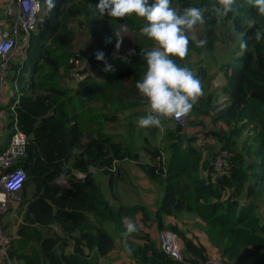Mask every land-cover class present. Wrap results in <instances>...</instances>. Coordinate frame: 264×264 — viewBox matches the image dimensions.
Here are the masks:
<instances>
[{"label": "trees", "instance_id": "16d2710c", "mask_svg": "<svg viewBox=\"0 0 264 264\" xmlns=\"http://www.w3.org/2000/svg\"><path fill=\"white\" fill-rule=\"evenodd\" d=\"M73 1L56 0L49 12L45 0H40L43 18L39 14L29 38L21 34L20 54H14L7 65L6 80L18 94L8 104L0 105L7 131L0 142V154L8 150L17 131L28 138L27 157L15 161L12 167L24 169L28 178L21 193L17 235L6 247L7 259L16 264H103L112 260L122 244L132 240L141 244L130 248L131 262L181 264L161 250L155 233L150 232L154 228L168 229L179 236L188 264H205L213 261L210 250L197 236L169 224L179 214L194 212L207 223L205 233L217 253L230 261L243 254L242 264H264V16L258 15L247 0H240L237 14L226 17L216 13L217 0H172L178 12L188 6L206 10L205 22L187 33V57H172L190 70L191 63L198 59L194 62L195 75L202 83L208 76L206 63L217 45L221 42L229 46L227 51L235 46L220 67L226 82V102L212 115L216 101L211 95L202 96L191 116L212 117L237 141L250 129L253 150L239 151L224 132L209 130L201 137L184 136V128L171 120L175 128L165 129L164 139L170 143L171 157L164 161L163 151L153 144L160 136L159 128L138 126V118L147 116L144 110L149 106L136 87L147 70L142 53L156 46L140 35L143 19L97 14L98 20L129 25L140 38L139 50L114 58V39L105 34L86 59L92 71L78 70L84 79L65 85V79L76 70V61L85 59L73 51L75 34L68 28L82 6L76 4L63 12ZM247 19H254L256 26L248 28L244 23ZM227 24L231 28L228 39L220 34ZM258 29L262 37L256 40L253 34ZM107 37L112 38L111 43L106 42ZM198 41L205 43L200 47ZM242 41L248 44L243 51ZM97 51L105 53L112 70H104L105 62L96 59ZM117 123L128 127L126 136L117 134L113 127L109 132L107 125ZM137 131L141 153L153 164L140 161L141 153L132 144ZM117 138L121 142H116ZM209 140L223 145L215 155L222 161L221 171L216 169V161L203 159L202 150H216ZM130 164L141 168L150 185L163 187L153 208L142 204L117 207L103 192L102 177L108 180L109 189L131 181ZM92 169L98 176L92 175ZM74 171L82 178L74 177ZM61 177L67 187L57 182ZM138 217L143 226L148 225L142 235ZM126 219L139 228L127 239L122 235ZM9 223L3 227L4 232Z\"/></svg>", "mask_w": 264, "mask_h": 264}, {"label": "rangeland", "instance_id": "374dc122", "mask_svg": "<svg viewBox=\"0 0 264 264\" xmlns=\"http://www.w3.org/2000/svg\"><path fill=\"white\" fill-rule=\"evenodd\" d=\"M99 0H74L73 3H70L66 5L63 8V12L65 10L70 9L76 4H81L82 6V12L79 13L77 16L75 14L72 16L71 22L69 23V29L74 32L75 34V42L73 44V51L82 55L85 59L82 61H76V70L71 73V77L69 79H65V85L70 84H77L78 82L82 81L84 79V76L78 73V70L86 69L88 72H91L92 69L89 68V62L86 61L87 58L91 57L92 54L95 52L97 47V41L99 38H103L105 34H110L115 43L116 47V37L114 35L115 28L119 29L121 31V35H123V43L121 44L120 48H115L114 51V58L124 57L130 54H133L134 52H137L139 50V36L134 32V30L127 24H112L108 20H98L97 14L98 12L95 9V4H97ZM87 6V7H85ZM89 7H93V10H90ZM2 5H0V17L3 14L2 11ZM137 20L141 19L133 15ZM43 18V16H39V18ZM38 18V19H39ZM106 24V25H104ZM124 26H126V31L124 30ZM231 28L230 24L224 25L221 28L220 34H222L228 39L231 36ZM19 45L16 49L15 54L19 55V49L21 44V35H19ZM229 46H225L221 42L217 45L215 52L211 55L210 59H208V63H206V70L208 71L207 78L203 81V91H204V97L212 96L213 99L216 101L215 103V110L213 109L211 111L212 115L215 113V111H218V107L223 105L226 100L227 96L224 94V86L226 85V82L224 80V77L220 71V67L223 63L227 62L229 60V54L234 51L235 46L232 47L229 51H227ZM14 60V59H13ZM198 63L197 61H193L191 63V70L196 72L195 63ZM6 76V74H5ZM0 78H1V72H0ZM99 80H102V77L98 78ZM18 91L15 89L13 90L12 85L7 82L5 79L4 84H1L0 79V105H5L9 102V99L13 96H17ZM143 110V109H142ZM150 111L149 106H147L144 110L146 114L148 115ZM3 112L0 109V142L5 140V136L7 134V131L4 130V122L2 120ZM189 121H191L193 124L191 125L188 123V125L184 128L183 135L187 137L191 136H204L205 133L209 130H214L218 132H224L222 133L225 138H230L231 141L236 142L235 146L238 148L239 151H252V142H253V136L252 131L250 129H247L243 134L241 135V138H233L230 136V132L225 130V128L222 126V124L216 120H214L212 117H205V116H191ZM202 124V125H199ZM118 125V126H117ZM108 130L111 131V128L113 127L115 132L117 134H122V136H126L125 130L128 129V127L121 125L119 123L110 125L108 124ZM116 126V127H115ZM160 136L153 141V144L157 147H159L163 151L164 161H168L171 157V152L169 151L170 143L168 141H165V129L170 128L174 129L175 125L171 122V119L161 117V125L158 127ZM204 133V134H203ZM140 138V133L137 131L135 133V140L132 142L133 146L136 148V152L140 154L141 148H139L140 144L137 143V140ZM116 142H121L120 138H117ZM215 147L213 152L208 150H202V156L204 160H213L216 164V169L221 171L222 170V161L221 159H217L218 157H215L218 150L222 149L223 145L217 140H209ZM215 157V159H212ZM140 161L147 163V164H153L152 160L148 155L145 153H141ZM220 162V163H218ZM120 162L117 163V166H119ZM130 171H132V177L131 181L128 180L127 182H121L118 185H114L113 188L108 187V180L106 178H101V187L103 189V192L106 194V197L110 199L111 204L114 206H119L121 204L124 205H136V204H142V205H149V207H154L155 203L158 200V197L163 190V187L160 185L158 186H152L149 184L147 176L142 172L141 168L138 167L136 164H130L129 167ZM92 175H97V173L94 172V170H91ZM119 171H116L115 174H118ZM80 174V173H79ZM203 175V174H202ZM81 176V175H80ZM154 185V184H153ZM157 185V184H155ZM129 189L128 192H125V190ZM19 204H16L18 206L16 213H12V209L10 210V213L5 216L2 219V224L5 226L8 222H10V226L17 227L20 223V217H19V207L20 203L22 202L21 196L19 200ZM137 223L141 227V235L142 233L147 232V224L143 226V222L141 221V217H138ZM151 224V223H150ZM169 224L177 226L181 231L189 233L191 236H197L201 243L206 244L207 248L212 253V260L213 262H216V264H242V258L244 257L243 254L239 256V258L234 259L233 261H230L228 258L223 257L221 254L217 253L214 249V245L212 246L211 243L207 239V230L208 225L206 222L202 220L198 216L197 213H187L184 212L182 214H179L175 219L169 221ZM111 229V227H109ZM18 230V227L16 228V231ZM166 230V229H164ZM168 230V229H167ZM163 231V230H161ZM161 231H157L156 229H151L150 232L153 234L155 233V237L157 238L158 234ZM206 231V233H205ZM8 233H4L2 236V244L4 242L5 238L13 239L16 237V234L13 236V230L10 229L7 231ZM125 243V242H124ZM140 241H132L126 242L125 244H122V248H120L118 251H116L113 255V258L111 261L104 262L103 264H131L129 261L126 263L127 258L129 257V251L130 248H135L136 246L140 245ZM7 247V246H6ZM0 251H2V256L7 259L6 251L3 250V248L0 246ZM245 253V252H242ZM123 261V262H121ZM7 263V262H6ZM9 264V263H8ZM134 264H136L134 262Z\"/></svg>", "mask_w": 264, "mask_h": 264}, {"label": "clouds", "instance_id": "9594fccd", "mask_svg": "<svg viewBox=\"0 0 264 264\" xmlns=\"http://www.w3.org/2000/svg\"><path fill=\"white\" fill-rule=\"evenodd\" d=\"M247 3L258 15L264 16V0H247ZM45 4L51 12L56 6V0H45ZM217 4L219 7H216V13H222L225 17L229 13L237 14L242 6L240 0H217ZM95 8L100 17L107 15L111 18L125 19L135 15L143 19L144 25L140 29V35L155 42L156 46L152 50L142 53L146 59L147 70L142 80L137 82L136 87L140 94L147 98L150 111L147 116L138 118V126L140 128L159 127L161 117L177 120L187 117L204 95L203 86L192 70L187 66L178 65L172 57L180 60L187 57L189 52L187 33L197 24L205 22L206 10L188 6L182 12H178L172 6V0H99ZM244 23L248 28L256 26L254 19H247ZM124 30L126 31V26ZM114 35L116 48L119 49L124 36L116 28ZM253 35L256 40L262 37L259 29ZM106 42L111 43L112 38L107 37ZM204 43L205 41H198L197 46L202 47ZM240 48L242 51L246 50L247 41H242ZM95 56L98 61L105 62V71L112 70L111 65L107 64L103 51H97ZM78 175L81 174L74 171V177L82 178V175L81 177ZM65 182V185H60L67 187V181ZM124 224L126 231L122 235L125 239L139 230L138 225L128 219L124 221ZM156 239L158 242V236Z\"/></svg>", "mask_w": 264, "mask_h": 264}, {"label": "built area", "instance_id": "2783aa9c", "mask_svg": "<svg viewBox=\"0 0 264 264\" xmlns=\"http://www.w3.org/2000/svg\"><path fill=\"white\" fill-rule=\"evenodd\" d=\"M41 9L40 0H5L3 3L4 17L0 19L1 84H4L7 65L18 48L19 35L22 34L26 39L30 37L37 26ZM190 114L179 120L174 118L171 120L176 125L186 127ZM27 141V136L17 131L9 141L8 150L0 154V246L5 251L11 239L5 238L2 244V236L5 233L2 219L10 213L11 209L13 214L16 213L18 208L16 204L20 202V196L28 178L24 169H12V167L15 161L27 157ZM58 183L66 184L63 177L58 180ZM158 242L162 251L169 257L181 264H188L183 253L184 244L176 233L162 231L158 235ZM8 263L13 264L9 260ZM205 264H216V262L210 261Z\"/></svg>", "mask_w": 264, "mask_h": 264}, {"label": "crops", "instance_id": "0c3cea01", "mask_svg": "<svg viewBox=\"0 0 264 264\" xmlns=\"http://www.w3.org/2000/svg\"><path fill=\"white\" fill-rule=\"evenodd\" d=\"M4 2H5V0H0V5H2V8H1V9H2V11H3V14H2V16L0 17V19L4 17V10H3V3H4ZM7 104H8V103H7ZM5 105H6V104H5ZM78 176H79V175H78ZM79 177H81V176H79ZM102 190H103V189H102ZM146 206L149 207V205H146ZM149 208H153V207H149ZM19 221H20V220H19ZM8 223H9V222H8ZM18 226H19V224H18ZM18 226H17V227H18ZM17 227H15V226H9V228L6 230V233H8V232H7L8 230L12 229V230H13V236H14V235L16 234V232H17V231H16V228H17ZM8 234H9V233H8ZM204 246L207 247L206 244H204ZM119 249H120V247H119ZM115 252H116V251H115ZM115 252H114V253H115ZM1 253H2V251H0V264H7V263H6V262H7V259L5 260V258L2 256ZM210 253H211V252H210ZM112 255H113V254H112ZM128 261H129L131 264H134V262H133V261L131 262V261L129 260V258H127L126 263H127ZM121 262H123V261H121ZM15 264H16V263H15Z\"/></svg>", "mask_w": 264, "mask_h": 264}]
</instances>
